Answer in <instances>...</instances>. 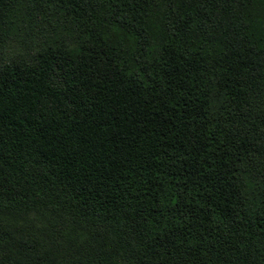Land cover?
<instances>
[{
	"label": "trees",
	"instance_id": "1",
	"mask_svg": "<svg viewBox=\"0 0 264 264\" xmlns=\"http://www.w3.org/2000/svg\"><path fill=\"white\" fill-rule=\"evenodd\" d=\"M0 264H264V0H0Z\"/></svg>",
	"mask_w": 264,
	"mask_h": 264
}]
</instances>
